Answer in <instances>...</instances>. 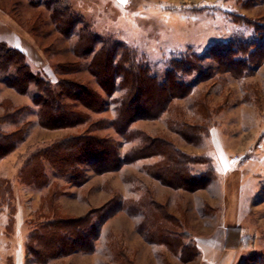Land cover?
Masks as SVG:
<instances>
[{"label":"rangeland","instance_id":"rangeland-1","mask_svg":"<svg viewBox=\"0 0 264 264\" xmlns=\"http://www.w3.org/2000/svg\"><path fill=\"white\" fill-rule=\"evenodd\" d=\"M69 1L75 11L84 15L92 30L125 42L136 51L138 60L149 65L160 78L164 77L170 61L184 52L192 54V60L206 69L213 68L204 71L202 80L196 79L197 73L184 77L194 82V89L187 98L175 100V108L182 110L187 122H202L209 127L210 133L200 146L188 143L169 129V121L174 118L169 112L159 119L139 120L134 127L144 129L152 136L169 138L183 151L205 155L214 161L217 172L213 182L217 180L216 185L227 196V208L223 209L221 220L224 223L227 219V224L233 225L229 228L237 231L230 234V241L224 242L234 254L232 264H264V62L252 73L237 76L217 68L210 50L216 43H251L261 39L256 30L264 29V1L254 0V4L249 0ZM40 2L39 6H34L31 0H0V13L10 15L41 51L46 64V69L41 70L42 75L56 80V64L77 59L72 50L76 37H64L51 21L45 1ZM38 15L42 19L37 25H41L34 32ZM82 62L86 67V61ZM84 68L78 77L99 88ZM5 76V72H0V116L5 113L6 106L10 110L25 105L33 107L22 117V121L31 122L25 141L0 162V182H10L13 189L11 196L4 194L0 197V264H16L15 257L18 259L20 255L15 252L14 257V251L26 243L34 224L40 220L46 192L21 183L19 170L30 152L70 133L80 132L84 126L54 130L42 127L38 107L31 96L8 86ZM201 98L206 101L205 115L194 107L197 105L194 101ZM109 106L105 112L93 113V119L113 117V105L110 103ZM12 128L11 125L5 126L6 130ZM102 132L123 140L122 151L133 144L112 128ZM155 160L145 159L149 162ZM141 164H127L121 170L104 174L89 169V179L81 185L53 176L61 190L57 201L60 210L69 215L79 214L103 206L115 194L123 198L133 197L136 192L134 182L127 179L140 175L154 193L155 181L170 192H177L167 194L169 201L163 203L184 221L188 229L191 228L192 212L184 194L203 189L190 191L167 186L140 170ZM207 212L213 214L209 208ZM216 213L218 217V209ZM20 218L24 219L22 224ZM138 218L124 210L111 214L100 225L96 252L71 254L49 264H107L108 260L115 263L113 256L118 250L113 249L114 245L121 246L133 260L135 247L143 241L136 228ZM25 251L24 264H36L33 256ZM162 255L158 256V264H183L199 257L185 261L170 250Z\"/></svg>","mask_w":264,"mask_h":264},{"label":"trees","instance_id":"trees-1","mask_svg":"<svg viewBox=\"0 0 264 264\" xmlns=\"http://www.w3.org/2000/svg\"><path fill=\"white\" fill-rule=\"evenodd\" d=\"M44 1L56 29L66 38L76 37L72 50L77 59L58 62L55 66L58 77L51 80L34 72L21 50L1 43L0 72H5L4 80L8 86L31 96L38 107L42 127L54 130L84 126V129L36 148L26 156L19 170L21 183L46 190L41 218L34 224L26 241L27 252L36 264H49L75 253H94L100 225L111 214L124 210L142 218L137 230L147 241L166 245L185 261L197 258L199 249L184 221L172 214L167 204L158 201L151 187L138 176L127 179L134 182L133 189L139 192L138 197L123 198L115 194L103 206L80 216L62 213L57 203L61 190L52 177L81 185L89 179V169L104 174L121 170L139 160L156 159L142 167L152 178L176 189L196 191L208 188L215 179L216 169L207 156L187 153L169 138L152 136L134 124L142 119H159L169 112L174 117L169 121V129L188 143L200 146L210 133L209 127L202 122H187L182 110L175 108V100L187 98L194 89V82L184 77L197 73L196 79L202 80L204 71L213 68L206 69L192 60V54L184 52L170 61L164 77L160 78L149 65L138 60L136 51L125 42L92 30L84 15L75 11L69 0ZM31 3L39 6L41 2L31 0ZM37 19L34 32L40 28L41 24H37L41 15ZM256 31L261 39L255 42L230 41L211 46L217 68L245 76L262 65L264 29ZM82 61H86V67ZM83 68L99 88L78 77ZM110 103L114 116L94 120L93 113L109 110ZM194 104L202 115L206 114L205 98L194 101ZM32 110L29 105L14 110L6 106L5 113L0 116V162L25 141L31 122L22 121V117ZM6 125L13 128L6 130ZM111 128L124 140L133 143L130 148L122 151L123 140L103 134L102 131ZM12 193L10 182H0V197ZM113 249L118 250L113 256L117 264H134L121 246L114 245Z\"/></svg>","mask_w":264,"mask_h":264},{"label":"crops","instance_id":"crops-1","mask_svg":"<svg viewBox=\"0 0 264 264\" xmlns=\"http://www.w3.org/2000/svg\"><path fill=\"white\" fill-rule=\"evenodd\" d=\"M1 43L21 50L25 54L26 60L30 63L29 65L34 72L41 73V70L46 69V64L42 58L41 51L29 38V36L25 34L21 28H19L18 24L10 17V15L6 13H0V44ZM137 162L142 163L140 170H142L144 164L149 163V161H145V159L139 160ZM214 166L216 169L215 164ZM138 177L143 179L140 175H138ZM216 181L217 180H215L208 188L193 193L184 194L186 197V204L190 208L189 211L190 213L192 212V216H190L191 228L188 229L187 227V229L189 230L192 239L196 242V245L199 249V257L192 262L183 264H205V262L207 264H232L231 259L233 258L234 254L232 250L227 249V246L224 242L226 240L230 241V234H235L237 231H235L236 229L229 228L233 225L227 224L229 222L227 219H225L224 223L221 220L223 209L225 210V208H227L225 204V199L227 200V196L226 194H223L221 188L216 185ZM154 183V187L156 189L154 195L156 199L162 203H168L169 195L167 196V194L177 193L175 191L170 192L167 187H162L160 184H157L156 181ZM138 196L139 192L136 191L133 197ZM232 200L235 201L234 198ZM208 208L213 210V214H208ZM216 209H218V217H216ZM86 212L87 211L79 214L71 213L70 215L80 216L84 215ZM23 220V218H20V224L23 223ZM141 220L142 218L139 217L136 228ZM140 236L142 237L143 235ZM25 244H21L20 247L14 251V257L15 252H18V254H16L17 256L20 255L18 259L15 257L16 264L25 263ZM167 251L169 252L166 245L151 243L143 236V241H141L137 248L135 247L133 251L135 253V255H132L134 260L133 262L134 264H158L159 254H166ZM106 263L117 264L116 262L114 263L113 261L111 262L109 260Z\"/></svg>","mask_w":264,"mask_h":264},{"label":"bare ground","instance_id":"bare-ground-1","mask_svg":"<svg viewBox=\"0 0 264 264\" xmlns=\"http://www.w3.org/2000/svg\"><path fill=\"white\" fill-rule=\"evenodd\" d=\"M247 134V133H246ZM237 150V149H236Z\"/></svg>","mask_w":264,"mask_h":264}]
</instances>
